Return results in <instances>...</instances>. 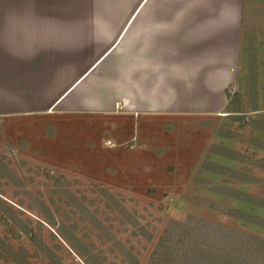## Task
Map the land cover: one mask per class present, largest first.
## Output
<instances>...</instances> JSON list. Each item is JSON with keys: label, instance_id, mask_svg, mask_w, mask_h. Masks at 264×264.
Instances as JSON below:
<instances>
[{"label": "rangeland", "instance_id": "1", "mask_svg": "<svg viewBox=\"0 0 264 264\" xmlns=\"http://www.w3.org/2000/svg\"><path fill=\"white\" fill-rule=\"evenodd\" d=\"M240 11L238 62L231 68L209 69L218 85L213 98V85L200 73L193 101L189 100L195 105L176 96L162 100V92L158 96L135 88L133 94L144 95L137 100L143 104L137 112L95 108L0 118V150L14 154L13 168L20 169L24 180L30 183L33 177L30 190L39 188L54 216L47 218L50 226L38 225V216L29 214V220L26 210L17 212L19 206L13 205L16 201L43 211L35 196L28 200L21 192L0 197V264H147L168 221L184 220L190 213L264 234L257 224L202 203L210 199L264 215L257 204L253 208L221 188L264 196V126L254 122H264V0H242ZM254 75L258 83L251 90ZM153 86L159 87L151 83L148 90ZM236 92L242 95L243 112L233 111ZM190 105L197 109L181 110ZM19 155L35 163L24 168ZM49 165L64 168L71 179L44 185L42 179L52 170ZM245 172L262 181L239 178ZM7 177L0 178V186L8 182L10 189L15 184ZM69 204L74 212L62 209ZM13 221L23 227L19 230ZM34 230L37 244L31 238ZM59 231L72 239L73 249L56 234ZM47 249L61 257L47 258Z\"/></svg>", "mask_w": 264, "mask_h": 264}, {"label": "crops", "instance_id": "2", "mask_svg": "<svg viewBox=\"0 0 264 264\" xmlns=\"http://www.w3.org/2000/svg\"><path fill=\"white\" fill-rule=\"evenodd\" d=\"M213 1L0 0V118L43 111L61 115L95 108L137 112L143 109L137 100L144 95L133 94L135 88L158 96L162 92V100L176 96L190 102L187 105H195L189 100L193 101L200 73L213 85V98L218 85L209 69L231 68L238 62L242 0ZM151 83L158 84V89L153 86L149 91ZM184 109L197 108L190 105ZM8 150H0V178L7 177L5 170L15 185L10 188L13 191L8 189V182L0 186V197L22 192L29 200L43 195L38 187L36 192L30 190L33 177L28 178L30 183L24 180L20 169L13 168L14 154ZM19 160L24 168L35 163L28 155H19ZM4 164L9 167L3 168ZM50 169L42 179L44 185L71 179L64 168ZM14 204L19 206L17 212L27 211V219L36 215L38 225L43 222L50 226L33 203L32 209L16 201ZM64 207V211L72 212L74 206ZM12 223L19 230L23 227ZM56 234L72 246V239L60 231ZM34 235L35 230L31 238L37 244L39 239ZM45 253L52 260L61 257L52 250Z\"/></svg>", "mask_w": 264, "mask_h": 264}, {"label": "trees", "instance_id": "3", "mask_svg": "<svg viewBox=\"0 0 264 264\" xmlns=\"http://www.w3.org/2000/svg\"><path fill=\"white\" fill-rule=\"evenodd\" d=\"M257 83L256 76H252L251 90L257 88ZM241 96L240 92H236L233 97L234 112H243ZM255 108L257 109V106ZM254 122L259 123V127L264 126V122L259 120ZM223 151L232 154L228 149ZM229 170L231 169L226 171ZM234 174L238 175L237 172ZM239 178L250 183L262 181L246 172L240 174ZM221 188L228 192V195L230 193L235 198L250 202L252 206L257 204L259 208L264 209V196L226 186ZM36 199L41 210L45 212L41 211L43 215L49 220H54L41 195ZM202 203L237 220L251 222L264 228L263 214L247 209H236L210 199L202 200ZM147 264H264V234L190 213L184 220L171 218L168 221Z\"/></svg>", "mask_w": 264, "mask_h": 264}]
</instances>
